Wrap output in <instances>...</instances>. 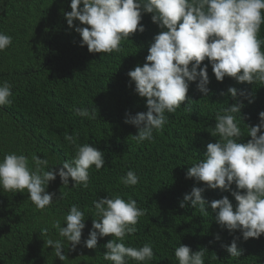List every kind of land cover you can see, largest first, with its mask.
Returning a JSON list of instances; mask_svg holds the SVG:
<instances>
[{
  "label": "trees",
  "instance_id": "16d2710c",
  "mask_svg": "<svg viewBox=\"0 0 264 264\" xmlns=\"http://www.w3.org/2000/svg\"><path fill=\"white\" fill-rule=\"evenodd\" d=\"M71 0H0V33L12 37V43L0 51V84L12 86L11 104L0 106V160L6 153L24 154L29 167L35 170L33 154L46 158L49 167L59 168L65 160L76 155L77 145L90 143L104 154L105 165L89 169L88 187L63 185L59 176L49 182L46 189L56 197L44 210L37 209L25 192H7L0 187V264H113L105 260L103 245L111 235L98 239L96 249L83 246L96 216L93 201L102 197L121 196L137 201L145 210L138 219L136 232L124 239L126 246L141 247L150 243L154 257L146 264H178L174 250L180 244L193 251L206 248L205 264H264V234L259 238L244 240L240 230L231 234L215 220L210 202L228 196L237 203L229 191L206 188L204 198L209 202L206 212H201L191 202L181 208L185 193L204 182L186 178L187 169L204 158L206 144L219 137L211 136L215 115L236 102L230 95L221 96L229 86L246 90L252 102L238 96L243 102L238 126L245 136L248 125L259 122L258 114L264 111V85L260 82L238 83L225 77L215 79L211 65L208 67L210 96H203L191 82L186 99L175 113L168 117L162 131L153 133L151 141L137 143L132 135L137 129L124 122L125 113L135 115L146 111V99L134 92L135 84L127 73L137 65L142 66L150 42L160 31L151 20V13H143L141 23L145 31L121 41L120 51L90 53L80 46L82 39L74 28H69L65 12L71 11ZM82 6V5H81ZM74 21V24H79ZM84 26V25H80ZM264 40V24L258 36ZM264 51V45H261ZM208 63L207 59L202 62ZM75 108H87L95 118L81 117ZM73 134L75 145L65 136ZM132 170L139 177L135 186H125L121 177ZM235 189V184H233ZM242 191V190H241ZM84 212L86 227L81 244L70 251L69 242L59 236L53 227L64 217L71 205ZM66 226V225H65ZM47 228L46 234L41 230ZM219 234L221 239L215 240ZM238 237L240 257H231L222 245ZM48 239L64 244V261L45 243ZM211 241V243H210ZM127 264H145L128 259Z\"/></svg>",
  "mask_w": 264,
  "mask_h": 264
},
{
  "label": "clouds",
  "instance_id": "9594fccd",
  "mask_svg": "<svg viewBox=\"0 0 264 264\" xmlns=\"http://www.w3.org/2000/svg\"><path fill=\"white\" fill-rule=\"evenodd\" d=\"M82 5V6H81ZM71 11L65 12L69 28L79 33L80 46H87L90 53H112L120 51L121 41L145 26L141 23L143 13H151V20L160 31L154 36L142 66L137 65L127 75L134 82V92L146 99V111L132 115L125 113L124 122L136 127L137 134L132 139L137 143L151 141L154 131H162L167 123L166 113H175L187 96L191 82L203 96H210L209 64L215 79L234 78L238 83L264 85V40L258 38L264 24V0H71ZM79 21V24H74ZM84 25V26H80ZM12 43V37L0 33V51ZM207 59L208 63L203 64ZM12 86L8 82L0 84V106L11 104ZM221 96L230 95L235 103L215 115V125L209 131L219 137L206 144L204 158L193 163L186 171V178L204 182V187H193L185 193L180 207L191 202L193 208L206 212L209 202L204 198L206 188L229 191L237 202L235 206L228 196L210 202L215 212V220L221 228L231 234L240 230L244 240L259 238L264 234V111L258 114L259 122L248 125L250 139L241 143L245 136L238 126L236 116L241 119L244 104L236 99H252L246 90L229 86L221 91ZM81 117L95 118L87 108H75ZM65 139L75 145V137L68 134ZM76 155L71 161L65 160L59 168L49 167L46 158L33 154L35 170L29 167V159L24 154L6 153L0 160V187L7 192H25L37 209L44 210L56 199L55 192L46 191L49 182L59 176L63 185L88 187L89 169L94 165L100 170L105 165L104 154L90 143L77 145ZM139 182L137 174L129 170L121 177V183L135 186ZM235 184V189H233ZM242 190V191H241ZM96 216L83 246L96 249L98 239L111 235L103 247L104 259L113 264H127L128 259L137 262L150 261L154 257L150 243L141 247L126 246L124 239L136 232L138 219L145 210L137 206L135 199L125 200L121 196L102 197L93 201ZM84 212L73 204L64 217L53 227L59 236L65 238L70 251L81 244L82 231L86 227ZM66 225V226H65ZM47 228L41 233L46 234ZM215 240H220L219 234ZM238 237L230 244L222 245L231 257H240ZM45 243L55 251L61 261L66 258L61 240L48 239ZM211 243V241H210ZM206 248L193 251L190 246L180 244L174 250L178 264H205Z\"/></svg>",
  "mask_w": 264,
  "mask_h": 264
}]
</instances>
